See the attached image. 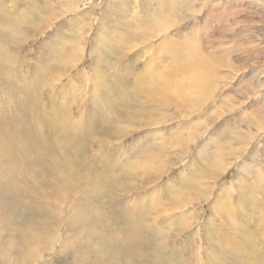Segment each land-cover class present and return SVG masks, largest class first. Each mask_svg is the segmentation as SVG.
Masks as SVG:
<instances>
[{
	"label": "rangeland",
	"instance_id": "rangeland-1",
	"mask_svg": "<svg viewBox=\"0 0 264 264\" xmlns=\"http://www.w3.org/2000/svg\"><path fill=\"white\" fill-rule=\"evenodd\" d=\"M0 25V141L59 117L0 156V264H264V0H0Z\"/></svg>",
	"mask_w": 264,
	"mask_h": 264
},
{
	"label": "bare ground",
	"instance_id": "bare-ground-1",
	"mask_svg": "<svg viewBox=\"0 0 264 264\" xmlns=\"http://www.w3.org/2000/svg\"><path fill=\"white\" fill-rule=\"evenodd\" d=\"M229 1V0H228ZM160 2V1H159ZM180 4H182L183 6H187L186 4H187V2H185V1H182V2H180ZM207 7H208V5H207ZM213 7V6H212ZM46 8H48V7H46ZM50 8V7H49ZM161 8V7H160ZM166 8V7H165ZM152 9V8H151ZM166 10V9H165ZM213 10V9H212ZM163 15H165V14H163ZM160 20V19H159ZM8 20H6V22H7ZM10 22V21H9ZM153 22V21H152ZM10 24V23H9ZM12 24V23H11ZM1 26V25H0ZM1 27H3V26H1ZM9 27V26H8ZM99 27V26H98ZM12 28V27H11ZM18 30V29H17ZM2 31V30H1ZM13 31V30H12ZM17 32H19V31H17ZM14 35L16 34V32L14 33V32H12ZM3 35V34H2ZM16 36V35H15ZM146 43V42H145ZM0 45H1V43H0ZM149 45V44H148ZM3 47V46H2ZM0 48V58H1V50L2 49H4V48ZM108 52H109V50H108ZM102 54V53H101ZM131 55V54H130ZM128 56V55H127ZM123 59V58H122ZM100 60V59H99ZM104 60H105V58H104ZM151 62V61H150ZM185 63V62H184ZM183 63V64H184ZM2 64H3V61H2V59H0V74H2L1 73V70H4V72H6V68H4L3 66H2ZM181 64H182V62H181ZM102 66H104L103 64H101ZM148 63H146V64H144V69L146 70V71H149V68H147L148 67ZM187 65H189V64H187ZM128 67V66H127ZM179 68L181 67V66H178ZM122 69V68H121ZM130 69V68H129ZM129 69H128V71H129ZM126 70V68H123V70H122V73L120 74V76H117V77H115L117 80H118V84H120V83H123L124 81H126L125 80V78H124V75H123V73L124 72H128V71H125ZM186 70H187V68H184V65L180 68V69H172V75L171 76H178L179 75V73L180 72H186ZM113 71V70H112ZM104 73V72H103ZM166 73H169V72H166ZM141 74V73H140ZM153 74H154V82H158V81H161L160 82V84H161V86L165 89V90H167V87L169 86L170 88H171V83H170V80L169 79H166L165 77H166V75L164 76L163 74H158L157 72H153ZM101 75H103V74H101ZM160 76H163V78L160 80ZM171 76H169L171 79H172V77ZM139 77H137V79H138ZM173 80H174V77H173ZM103 81H104V83H109L110 84V79L109 78H107V77H105L104 79H103ZM192 83V82H191ZM190 83V84H191ZM117 84V85H118ZM45 87V86H44ZM76 87V86H75ZM74 87V88H75ZM78 87V86H77ZM110 87H111V84H110ZM110 87H109V89H108V93H109V98L110 99H113L114 98V95H115V91H114V89H112V90H110ZM189 87V86H188ZM192 87V86H191ZM122 88L124 89V87L122 86ZM134 88L136 89V90H139L138 89V87H137V85L135 84V86H134ZM78 89V88H77ZM179 89V88H178ZM41 90V87H40V89L38 88V91H37V93H39V91ZM119 90H120V88H119ZM80 92V91H79ZM190 94V93H189ZM40 97L41 96H39V95H37V96H35L34 98L36 99V104H33V103H31V101L29 100V102L31 103L30 104V110H28L29 111V116H31L32 114H34L35 112L33 111V110H37V109H39L40 108V105L41 104H43L42 103V100H40ZM162 98V99H161ZM52 100H53V98H51ZM11 100V99H10ZM146 101L147 102H149L148 104H147V106H145L144 108H148L146 111H148L149 110V113H142L140 116H138L137 118H136V120L138 119V120H145L147 123H149L150 125H153V124H155V122L156 121H154V119L153 118H151V116H150V114L152 113V112H155L156 111V109H155V107L154 106H152L154 103H156V104H159V106H161V107H163V108H165V105L167 106V100H166V96L164 95V94H160V95H153V96H151V97H149V98H147L146 99ZM176 101V100H175ZM33 102H34V100H33ZM150 104H152V105H150ZM13 105V104H12ZM206 109V108H205ZM65 111H66V109H65ZM145 111V112H146ZM61 112V111H60ZM64 114L66 115V112H64ZM64 114H60V117H61V120L63 119V122H65L66 121V119L68 118V115H66V116H63ZM51 117H46V116H41V118L40 119H43V123H38V126L35 128L34 126H31L30 125V128H29V130H28V132L26 131L25 132V134H24V136L22 137V139H24V140H16V136H14L13 137V141H12V136H10L9 138H8V136H7V138L8 139H10V142H9V140H7L6 139V141L4 140V141H0V156H1V154H3V156L4 155H6V154H8V153H12L13 151L14 152H20V151H24V150H33V151H35V152H37L33 147H32V145H31V142H33L34 140H37V139H43V138H45L46 136H47V129H48V123L49 122H52V123H54L55 124V122L59 119V117L58 118H51ZM146 118V119H145ZM160 119H162V118H160ZM87 120L89 121L90 120V117H89V119H88V117H87ZM156 120H158V119H156ZM6 124L8 123L6 120L4 121ZM160 122V121H159ZM156 123H158V121L156 122ZM141 126V125H140ZM161 126V125H160ZM32 128V129H31ZM31 129V130H30ZM36 131H38L39 133H40V137H38V136H35V133H36ZM16 132V131H15ZM84 132H85V135L86 136H90V132H89V130L88 129H86V130H84ZM14 134V132L12 133V135ZM20 141H25L26 142V144L25 145H17L16 143L17 142H20ZM23 144V143H22ZM37 154H39L40 156H44V154L45 153H37ZM49 155H53V156H55V155H57V152H50L49 153ZM48 163H49V165L51 164V157H49L48 158ZM42 163H45L44 161L42 162ZM44 166V165H43ZM39 168H40V165H39ZM42 169V168H41ZM207 181V180H206ZM18 195V194H17ZM184 202V201H183ZM176 203V202H175ZM16 209V208H15ZM176 209V208H175ZM130 215L131 216H129V218L131 217V223H133V219L135 218V213L133 212V208L132 207H130ZM222 211V210H221ZM167 212V211H166ZM221 214L222 215H229V214H226V213H223V212H221ZM141 215V213L139 214V216ZM128 217V216H127ZM7 220H9V219H7ZM7 222H9V221H7ZM130 223V224H131ZM241 223V222H240ZM130 224H128V225H130ZM128 225H126V226H128ZM240 225V224H239ZM124 238V237H123ZM221 238H225L222 242L223 243H226L227 244V247L228 248H230V249H234V246H233V243L230 241V243H232V244H230L229 242H228V239H227V237L226 236H221L220 237V239ZM126 239H128V237L126 238ZM127 243H125L126 245H128V243H129V241L127 240L126 241ZM49 247V246H48ZM142 248H144V247H142ZM50 249V248H49ZM51 250V249H50ZM79 250V249H78ZM130 251H131V249H130ZM133 251H136V252H131V253H133V254H135V253H137V250H133ZM140 251V250H139ZM140 253V252H139ZM141 253H143V252H141ZM145 253V255H148V253L147 252H144ZM143 253V254H144ZM75 254V253H74ZM142 254V255H143ZM138 256H140L139 254H137ZM156 255H158V256H160L159 258H161L162 256H167V254L166 253H163V252H157V254ZM136 256V255H135ZM134 258V257H133ZM148 258H150V257H148ZM157 258V257H156ZM241 263V262H240Z\"/></svg>",
	"mask_w": 264,
	"mask_h": 264
}]
</instances>
